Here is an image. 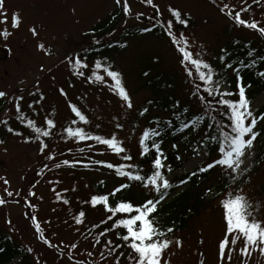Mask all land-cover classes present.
Instances as JSON below:
<instances>
[{"label": "rangeland", "instance_id": "374dc122", "mask_svg": "<svg viewBox=\"0 0 264 264\" xmlns=\"http://www.w3.org/2000/svg\"><path fill=\"white\" fill-rule=\"evenodd\" d=\"M128 3L131 14L123 13L120 24L146 25L153 17V11H156L145 0H128ZM153 3L159 8L164 23L170 19L169 8L178 9L193 19L194 24L189 28H173V32L178 38L183 33L189 41L190 50L201 52L205 61L212 57V52L222 47L226 39L259 38L257 30L238 26L227 11H232L234 15L236 11L247 8V11L241 12V18L264 25V0H153ZM225 4L229 8L222 12L221 8ZM116 5L115 0H5L3 12L6 13L7 22H3L5 17L0 16V91L7 96L2 98L0 136L7 128L4 121L17 116L15 98L23 97L20 101L22 108L27 105L30 93L40 91L46 97L41 102L43 111L38 123L42 124L43 118L52 108L55 109L57 123L70 118L72 112L69 104H74L86 116L89 123L85 126L94 134L105 137L115 134L123 142L127 153L138 148L145 118L141 116L136 119V115L145 109L146 102L150 100V92L139 88L142 81L138 78L137 70L155 61L158 62L155 71L177 72L179 79L185 77L186 72L168 36L160 41L146 35L132 39L118 55L111 56L106 65L122 74L133 105L131 109L109 88L111 81L102 69L88 68L104 76L105 83H90L89 79L75 75L74 71L72 73L67 57L76 55L86 41L88 44L94 41L90 35L84 36L83 33ZM14 13L20 19L16 28L11 23ZM32 29L36 30V35H33ZM4 32L8 35L5 36ZM41 44L43 48L38 47ZM61 89L66 95L61 94ZM179 95L181 99L189 96L184 90L179 91ZM187 101L190 103V99ZM191 102L199 107L195 98ZM263 105L264 89L251 101L254 111ZM157 113L163 116L158 109L150 111L151 115ZM117 124L123 127L117 128ZM44 143L48 147L41 153L39 145L26 143L25 138L18 135L9 134L4 141H0V198L6 201L0 205V232H11L24 246L32 249L30 256L33 264H76L75 258L82 260L85 257L88 244L81 241L79 229L69 215L71 204L62 201V192L75 182L74 174L82 189L88 186L89 181L107 179L112 188L116 182L112 183L111 176L104 171L73 172L62 161H83L89 158L113 160L124 154L116 155L94 141L58 137ZM80 148L85 151H78ZM263 150L264 132L254 141L251 155L246 157L249 170L237 174L235 182L229 179L221 167L209 179L201 182L200 187L211 189L210 193L208 190L205 193L210 203L189 221L180 236L170 239L173 243L165 252L164 261L170 264H221L218 247L224 229L221 214L216 212L230 191L242 189L253 204L260 200L257 215L264 220V152L260 154ZM133 155L134 161L137 154ZM49 156L53 159H48ZM182 156L185 158L183 165L166 175L170 182L174 181L175 176L197 171L207 161L206 156L201 157L196 153L189 157L185 154ZM215 158L217 156L208 162ZM58 163L61 164L59 168L55 166ZM185 187L180 185L173 189L164 202L170 201ZM8 191L13 196L9 197ZM87 191L90 192L89 189ZM30 192L35 195L30 196ZM31 217L37 219L34 221ZM36 223L41 225L40 233L36 231ZM45 240L49 243H45ZM72 244H76L77 248L72 249ZM229 247L232 245L229 244ZM90 260L96 264H111L101 261L98 255ZM223 264H228L227 259ZM231 264H264V254L257 250L250 257H243L240 254V243H237Z\"/></svg>", "mask_w": 264, "mask_h": 264}, {"label": "snow or ice", "instance_id": "6c2138e0", "mask_svg": "<svg viewBox=\"0 0 264 264\" xmlns=\"http://www.w3.org/2000/svg\"><path fill=\"white\" fill-rule=\"evenodd\" d=\"M117 5H122V11L125 15L131 14V9L128 0H115ZM148 5H151L156 9L157 15H159V8L153 3V0H145ZM258 2V0H257ZM5 0H0V16H4L7 22L6 13L3 12ZM229 6L225 4L221 11L225 12ZM168 11L171 17L174 18L175 23L182 24L185 27L188 26L189 19L182 18V13L178 9L169 8ZM247 11V8H242L240 11H236L233 15L232 11H227V14L233 19L238 26H244L250 29L257 30L261 35H264V27L259 26L256 21H247L241 18V12ZM140 14H138L139 17ZM12 27H18L20 19L18 14H13L11 18ZM167 36L171 39V42L175 46L176 50L180 54V64L184 67L187 76L192 78L193 90L191 95L197 99L203 106L202 114H195L188 119H185L179 123L177 131H183L185 129L198 130V127L208 119L211 122L208 123V128H215L216 134L207 135L206 142L202 143L200 150L193 148V152L198 156L209 155L210 152H205L203 149L208 143H214L218 158L213 159L211 162L205 163L202 167H199L197 171L191 172V176H196L197 172L204 173L208 170L214 169L217 166L227 173L229 179L235 182L237 174H243L247 172L248 166L246 164V157L251 155V150L254 147V141L261 135V132L257 131V126L260 122H264V113H256L252 107L251 102L246 96L245 86L241 83L242 76L240 71L242 68L251 66L252 61L240 62L237 64L239 67L234 66L232 63L226 62V57L221 55L219 57L221 63L225 69H232L236 74V88L238 89V99H232L237 95L236 92L229 90L225 85L227 80L224 75L218 72L210 63L202 58L201 52H193L190 50V44L188 39L183 33L179 34V38L173 32V20L169 19L165 24L161 25ZM33 35H36V30L32 29ZM143 32H150L151 28L141 29ZM5 36L7 32L3 33ZM96 43H100L96 41ZM111 46V45H110ZM126 45L121 44L120 47ZM43 48L44 46L38 45ZM224 51L223 49L221 50ZM252 55L251 52L248 53ZM70 64L74 70V74L78 76H84L83 69L88 68L84 59L77 54ZM94 69L100 70L106 74L111 83L109 88L120 97L125 103V106L129 109L133 107L130 95L124 86L122 74L114 70L111 66L102 65L97 60L94 64ZM148 75V73H145ZM257 75L264 77V72L257 73ZM90 83H105V77L97 74L96 71H92L91 76L88 78ZM198 81V82H197ZM61 94L66 93L61 89ZM7 94L0 91V98H5ZM44 97L41 95L40 99ZM16 115L18 119H24L21 115L20 101L22 96L16 97ZM31 107V105H29ZM71 112L74 114V118L71 119V124H77V121L83 124H88L89 121L82 111L74 104H69ZM178 107V102H177ZM147 109H144L140 115H144ZM184 113H188L189 109H183ZM214 112H218L221 117H225L227 124L223 121H217ZM6 123V121H4ZM159 123V121H157ZM171 122L165 121L166 125H170ZM46 127L37 126L36 122L32 119L26 120L25 126L31 129L34 133L35 139L40 141L39 150L41 153L45 152L48 147L46 143L41 140V137H50L52 135V129L56 127L54 119L45 118ZM99 127V126H97ZM123 126L117 124V128ZM9 132H13L12 128H8ZM67 138H71L77 141L92 140L96 144L103 145L106 149L112 151L116 155L124 154V161H132L133 157L127 154V149L123 146V142L118 139L115 134H111L107 137L91 134L85 131L82 127L68 126L63 129ZM21 135V133H15ZM161 136V132L157 127L146 128L139 138L140 155L142 157L149 155L152 151L155 152V157L151 161V170L149 173H143L142 169H139L133 163L125 164H113L105 161H93L92 163L102 165L108 169H115L116 175L126 178L128 181L137 182L142 189L148 193V196L140 203H134L131 200L119 199L114 205L110 202V197H116L117 193L123 189L131 187L130 183H123L119 187L115 188L112 192L104 195L97 194L92 195L89 203L93 208L102 206L107 215L105 220H102L101 224H107L108 221H113L110 227L101 230L96 238L95 245L103 243L104 251L100 252L101 260H111L112 264H122V258L125 256V252L119 251L125 245L129 250L127 252V264H170V262L164 261V255L167 249L173 243L172 240L167 239L168 234L174 231L173 228L168 227L164 229L159 220L154 216V213L158 210V205L168 196L169 189L173 187L170 179L165 175L164 170L168 173L172 172V168L166 164V157L163 154L160 144L157 142V138ZM30 137L25 138V142H29ZM91 147V146H90ZM173 147H176L173 145ZM80 152H84V148L78 149ZM180 157L177 156V159ZM48 159H53L49 156ZM79 161H69L67 159L62 161L65 166L75 167ZM57 168L61 167V164L55 165ZM87 166V165H85ZM47 167V165H45ZM135 169V171H133ZM8 183L7 180L4 181ZM187 183V179L180 180L179 184ZM103 184V181H101ZM179 186V185H177ZM209 193L211 189L208 190ZM9 197L13 196L11 191L7 192ZM30 196H34V192L29 193ZM68 203L67 200L64 201ZM6 201L0 198V205H3ZM221 207L223 210V223L226 231L223 239L219 242V257L221 264L227 259L228 264H231L234 247L238 242H242L243 246L240 248V254L243 257H250L252 252L259 250L264 254V220L258 218L257 213L259 205H253L243 190L236 192H229L226 197L221 201ZM255 209V210H254ZM119 218H116L118 217ZM86 213L80 211L75 217L76 224L80 225L85 222ZM116 218V219H114ZM34 221L36 217H31ZM99 228V225H94ZM36 231L41 232V225L36 223ZM119 230V231H117ZM117 231V240L122 243H114L112 240L102 241L100 237H106L109 232ZM43 239V236L41 237ZM45 243L49 241L45 240ZM179 244V241H176ZM229 244L232 247H229ZM94 245V247H95ZM72 249L77 248L76 244L71 245ZM29 252L32 249H28ZM93 251H88L86 257H93ZM76 264H96L94 260H76Z\"/></svg>", "mask_w": 264, "mask_h": 264}, {"label": "trees", "instance_id": "16d2710c", "mask_svg": "<svg viewBox=\"0 0 264 264\" xmlns=\"http://www.w3.org/2000/svg\"><path fill=\"white\" fill-rule=\"evenodd\" d=\"M258 1L262 2V0ZM152 14L153 17L148 20V24L146 25H124L120 24L121 19L124 16L122 6L116 5L115 8L110 11L105 17L93 24L87 31L83 33L84 36L90 35V37H92L94 41L89 44L87 43L88 41H86L85 44L79 49V52L76 53V55L79 54L84 59V61L88 65V68L94 69V64L97 60H99L102 65L106 66L108 63V59L111 58V56L118 55L134 38L150 35L160 41L164 40L167 37V34L165 33V30L161 25L165 23L162 17L160 15H157L156 11H153ZM169 18L173 20V28L175 30H184L194 24L193 19L183 13L182 18L189 19L187 27L182 24L175 23V20L173 17H171L170 12ZM259 26L264 27V25ZM143 28H151V31L143 32L141 31V29ZM257 33L259 34V38L253 37L251 39H245L241 37H233L226 39L222 47L217 51L212 52V57L207 60V62L210 63L218 72L225 76L227 80V84L225 85V87L237 93V95L232 97V99L234 100L238 99V89L236 88V74L232 71V69H225L219 57L221 55H224L226 57V62L232 63L236 67H239V65L237 64L238 61L248 63L255 61V63H251L250 67L242 68L240 71V75L242 76L241 83L245 86L246 96L251 102L264 89V77L257 75V73L264 72V35H261L258 31ZM96 41H99L100 43H96ZM121 44H124L126 46L120 47ZM222 49L224 50L223 52L221 51ZM249 52L252 53L251 56L248 55ZM76 55L67 57V60L69 59L70 61H72ZM70 61V70L73 73L74 70L70 64ZM157 64L158 62L155 63L154 61L151 64H146L145 66H142L137 70L138 78L142 81L139 88L146 89L150 92V100H148L145 105V109H147V111L144 113V115H140V113L144 109L140 110L139 114L136 115V119L141 116L145 118L143 131L146 128L150 127L159 128L161 136L157 138V142L160 144L163 154L167 158L165 161L166 164L172 168V171H174L178 170L185 162V158H183L182 154L187 155V157L195 154L193 152V148H197V150L199 151V146H201L202 143L206 142L207 135H214L216 134V131L214 127L211 129L208 128V123L211 122L208 119H206L202 123V125L198 127V130H193L191 128L185 129L183 131L176 130L179 127V123L181 121L188 119L195 114H202L203 106L197 99L196 101L199 104V107L193 105L191 102L193 98L191 95L193 84L191 82L192 78L188 77L187 73L185 77L179 79V74L177 72L169 73L168 71L157 69L155 71V67L157 66ZM88 68L83 69V71L85 72L83 78L85 80H88L92 73L91 70H88ZM145 73H148V75H145ZM183 90L187 91L189 94V96L185 99H181L179 95V91ZM41 95L44 97L43 99H40ZM45 97L46 94L44 92L34 91L30 93V95L28 96V100H26L27 105L21 108V115L24 119H18L16 116L12 120H7V122L5 123V127L7 128L6 130L2 131L3 135L0 136V141H4L5 137L9 134L16 135L15 133H21V135L18 136L24 138L30 137L29 142L27 143L39 145L40 141L35 139L34 133H32L31 129L27 128L25 124L26 120L32 119L36 122L37 126L46 127V117L54 119L56 127L51 130L52 135L50 137H41V140L43 142L48 143L52 138L58 137L60 139L63 138L71 140V138H67L66 134L63 132V129L68 126L82 127L85 131L94 134L82 122L77 121V124H71V119L74 118L73 113L70 118L57 123L55 121V109L53 108L50 109L48 115L43 118L42 124L38 123V118H40L41 111H43V104L41 102L45 99ZM188 99H190V103H188ZM3 102L4 101L2 100V98H0V111L3 108ZM29 105H31V107H29ZM185 108L189 109L188 113L183 112V109ZM153 109H158L163 114V116L158 113L151 115L150 111ZM255 112L264 113V105L258 108ZM213 114L216 115L217 121H223L224 124H227V120L225 117H221L218 112H214ZM157 121H159V123H157ZM165 121L171 122L170 125H166ZM8 128H12L14 131L9 132ZM257 131L263 134L264 122L260 124L259 128H257ZM55 135L57 137H54ZM173 145H175L176 147H173ZM178 146H183V148L178 149ZM137 147L138 148L135 151H130L131 153H127L133 158V154H137L134 161H124L123 155L120 157L117 156L113 160L92 159L88 157L89 159L83 161L77 160L79 161V163H77L75 167L69 166V168H72L73 172H76L77 170H81L84 172L104 171L109 174L108 176H111L110 180L112 181V183L116 182L115 186L112 188V184H110L107 179L95 180L94 182L89 181L88 186L82 189L81 183L77 180V175L74 174L75 182L70 187H66V190H63L62 192L63 195H61L62 201L67 200V204H71V207L69 205V215L70 218L73 219L75 224L76 222L74 217L80 211H84L86 213L85 222L80 225L76 224V226L79 229L78 231L81 235V241L88 244L87 250H85L86 253L88 251H93L94 255H98L100 260V252L104 251V247L103 243H101L100 245H95L96 238L98 237L99 232L110 227L113 221H108L107 224H101L100 222L102 220H105L107 215H110V213H105L102 206L93 208L89 203H85V201H89L92 195H106L123 183H130L131 187L123 189L121 192L117 193L116 197H110V202L113 205L121 198L131 200L134 203H140L145 199L146 196H148V193L145 192L137 182L128 181L126 178L116 175L115 169H108L102 165L94 164L92 162L105 161L116 165L133 163L139 169H142L143 173H149L151 170V161L155 157V152L152 151L149 155L142 157L140 155L139 145ZM203 150L205 152H210L209 155H206V163L214 156H217L218 158V153L216 151V146L214 143H208ZM262 152H264V150L261 151L260 154H262ZM177 156H179L180 158L177 159ZM257 157L259 158L260 155H258ZM218 167L219 166L204 173L197 172L196 176H191L190 173L175 176L174 181L171 182L173 184V187L169 189L168 196L173 189L180 186V180L187 179V183L182 184L186 187L183 191H181V193L176 195L170 201L164 202V199L158 205L157 212L154 213V216L159 220V224L164 229H167L168 227L174 229L172 233L168 234L167 239H172L180 236L179 234L188 227L189 221L193 217L197 216L199 212H202V210L206 208V206L210 203V199L205 197V193L208 189L200 187V184L201 182H205L207 179H209L211 175L215 174V170ZM133 171H135V169H133ZM164 172L165 175L169 174L166 169L164 170ZM101 181H103V184H101ZM88 189L90 190V192L87 191ZM259 202L260 200H256L254 204L253 202L251 203L253 205H257ZM218 206L219 210L216 213L221 214L222 217L223 210L221 207V203ZM116 218H119V215ZM94 225H99V228L94 227ZM223 229L224 237L226 231L224 223ZM117 231L109 232L106 237H100V239L102 241L110 239L114 243H122V241L117 240ZM238 243H240L241 248L243 246L242 242ZM68 251L70 252V250ZM119 251L125 252V256L122 258V264H127V252L129 251L127 249V246L125 245ZM86 258L88 260L91 259V257H86L85 255L82 260ZM75 260L78 259L75 258ZM105 261L112 264L111 260ZM10 262H13L12 264H33V259L30 256V252L28 251L27 246H24L22 242L18 241L11 232L2 231L0 232V264H9Z\"/></svg>", "mask_w": 264, "mask_h": 264}]
</instances>
